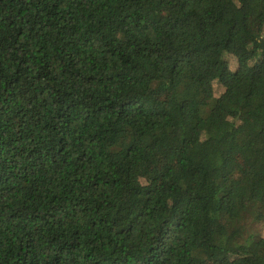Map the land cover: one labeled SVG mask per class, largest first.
<instances>
[{
    "label": "trees",
    "instance_id": "obj_1",
    "mask_svg": "<svg viewBox=\"0 0 264 264\" xmlns=\"http://www.w3.org/2000/svg\"><path fill=\"white\" fill-rule=\"evenodd\" d=\"M262 222L264 0H0V264H264Z\"/></svg>",
    "mask_w": 264,
    "mask_h": 264
},
{
    "label": "rangeland",
    "instance_id": "obj_2",
    "mask_svg": "<svg viewBox=\"0 0 264 264\" xmlns=\"http://www.w3.org/2000/svg\"><path fill=\"white\" fill-rule=\"evenodd\" d=\"M229 64H230L231 68L233 69L236 67L237 62L233 57H229ZM221 90H222V87H221V85L218 84L216 86L217 93H220ZM258 231H259V234L264 237V222H262L261 224L258 225Z\"/></svg>",
    "mask_w": 264,
    "mask_h": 264
}]
</instances>
